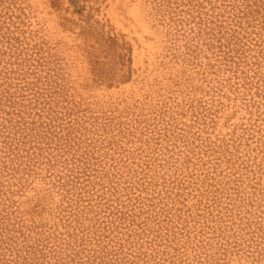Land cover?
<instances>
[{"label":"rangeland","instance_id":"374dc122","mask_svg":"<svg viewBox=\"0 0 264 264\" xmlns=\"http://www.w3.org/2000/svg\"><path fill=\"white\" fill-rule=\"evenodd\" d=\"M0 264H264V0H0Z\"/></svg>","mask_w":264,"mask_h":264}]
</instances>
